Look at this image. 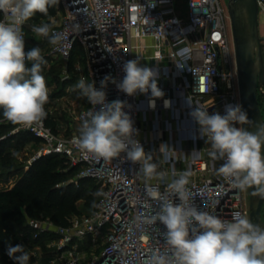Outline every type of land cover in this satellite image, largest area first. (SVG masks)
Here are the masks:
<instances>
[{"label":"built area","instance_id":"1","mask_svg":"<svg viewBox=\"0 0 264 264\" xmlns=\"http://www.w3.org/2000/svg\"><path fill=\"white\" fill-rule=\"evenodd\" d=\"M149 2L151 0H60L57 5L60 19L54 31L62 33L65 40L60 45H50L49 53L66 62L74 49L79 48L84 72L78 74V79L83 76L100 89L105 76L122 81L124 63L143 58L136 52L142 46L135 41L150 39L152 51L148 58L153 63L147 67L159 72L158 87L165 95L156 98L155 108H150V91L128 96L109 81L103 89L106 102L119 99L130 105L124 111L138 130L134 138L153 156V162L160 164L158 171L168 173V181L174 172L192 173L188 188L197 207L226 219H231L235 213L248 218L249 207L243 191L217 175L216 170L223 161H213L208 156L210 144H206V138H201L200 126L190 115L196 104L209 114L219 112L221 115L225 114L227 105L240 104L226 3L186 0L182 7L179 0H156L153 8L148 6ZM256 3L258 14L264 13V0H256ZM183 48L189 49L186 60L177 55ZM176 62L183 63L184 67L179 68ZM63 72L62 79L69 78L67 64ZM262 92L260 88L258 93L262 95ZM165 100L171 102L167 108ZM99 108L95 106V111ZM92 110L87 101L86 106L74 113L73 119L82 124ZM151 110L171 111L170 117H161L150 129L155 140L175 149L166 163H160L163 155L159 147L144 137L149 129L141 115ZM18 127L38 140L30 162L46 155H61L66 157L69 167L78 168L75 179L89 177L99 184V197L92 211L71 215L64 225L54 224L47 218L27 220L32 239L45 234L49 238L46 246L51 247L52 252L48 263L147 264L153 253L171 256L163 235L164 226L158 221L152 222L159 210V201L148 195L150 186L166 194V182L146 181L138 173L139 163L127 160L126 153L113 160L93 158L79 148V133L55 131L46 118L31 127ZM174 202L179 203L178 198ZM98 248V254H94Z\"/></svg>","mask_w":264,"mask_h":264},{"label":"clouds","instance_id":"2","mask_svg":"<svg viewBox=\"0 0 264 264\" xmlns=\"http://www.w3.org/2000/svg\"><path fill=\"white\" fill-rule=\"evenodd\" d=\"M59 3L60 0H0L3 13L0 19V109L4 119L14 125L31 127L42 123L48 115L45 105L49 102V87L42 74L47 60L40 47L25 51L23 26L37 13L43 14L48 22L32 25V33L46 38L52 46L62 44L65 37L54 31L56 20L48 15L49 8ZM148 6L156 7V0H151ZM188 53L189 49L183 48L177 55L186 60ZM176 64L184 67L183 63ZM123 72L125 75L120 82L105 76L100 89L83 76L73 85V90H79L80 96L93 108L79 128L78 146L95 159L113 160L126 153L127 160L139 163L138 173L146 181L166 182V194L150 186L148 195L159 201V210L152 222L158 221L164 226L163 235L171 256L153 253L147 264H264V227L253 224L240 213L226 219L197 207L188 188L192 173L174 172L168 181V173L158 171L160 164L153 162V156L134 138L138 130L124 111L130 105L119 99L106 102L103 89L109 81L128 96L150 91V108H155L156 98L165 95L158 87L159 72L141 66L138 59L124 63ZM170 103L165 100L164 106L167 108ZM97 105L99 111H95ZM190 115L200 126L201 138H206V144H210L208 156L213 161H223L216 170L217 175L240 191L252 188V195L264 198V122L256 125L255 132L246 130L243 125H252L253 121L239 103L227 105L223 115L209 114L196 104ZM159 152L163 155L160 163H166L175 149L161 144ZM170 197L178 198L179 203ZM6 253L15 264H28L30 260L21 244H9Z\"/></svg>","mask_w":264,"mask_h":264},{"label":"trees","instance_id":"3","mask_svg":"<svg viewBox=\"0 0 264 264\" xmlns=\"http://www.w3.org/2000/svg\"><path fill=\"white\" fill-rule=\"evenodd\" d=\"M54 13L55 7H50L48 15L51 16ZM40 16L45 20L47 18L43 14ZM23 31L27 52L26 24L23 26ZM49 46V43L45 45L46 50H49ZM72 61L73 56L71 55L68 60L69 71H71ZM28 67L31 66L28 65ZM60 67L59 61L52 65L55 70ZM42 74L44 75V71ZM73 74L72 72V77H74ZM66 80L61 78L60 81ZM259 96L261 94H258V101H260ZM262 100L264 101V98ZM0 119H3L0 121V127L8 123L3 117L2 109H0ZM46 122L55 131H58L55 118L47 115ZM70 132L71 130L65 134ZM17 135L28 138L35 148L37 147L38 140L24 130L1 138L0 167L14 166L10 152H1V147L16 140ZM77 172V167L68 166L66 157L57 154L46 155L30 162L11 185L0 188V264H15L6 253L9 244H21L25 249L38 245L44 249L45 244L40 240L41 238L32 239L30 237L31 231L27 224L29 218H47L54 224L64 225L71 215L80 214L76 206L78 199L90 201L86 213L93 210L94 203L99 197V184L89 177L75 179Z\"/></svg>","mask_w":264,"mask_h":264},{"label":"rangeland","instance_id":"4","mask_svg":"<svg viewBox=\"0 0 264 264\" xmlns=\"http://www.w3.org/2000/svg\"><path fill=\"white\" fill-rule=\"evenodd\" d=\"M227 0H221V3H226ZM179 3L183 7L186 3V0H179ZM57 6H55V20L58 19L60 14L57 12ZM46 22L45 18L40 16V13H37L34 17H32L27 23V51L31 50L33 47H40L42 50V55L47 60V64L42 66L44 71V76L47 81V85L49 87V102L46 104V110L49 117L55 118L56 120V128L61 133L69 132V130L79 133V128L81 127V123H78L73 119L74 113L79 112L87 102L86 98H83L79 94V90H73V85L78 81L77 73H74V77L68 78L66 81L61 82V78L64 76L63 65L60 69L55 70L52 68V65L56 61H61L58 58L53 57L49 50H46L45 45L48 43L46 38L36 37L34 33L31 31L32 25H39L41 22ZM258 29L259 35L262 40V58L264 64V13L258 14ZM150 51L149 47H146L144 50L145 54L148 55ZM73 60L74 64H78L81 68V71L84 72V62L81 58L82 52L79 48H75L73 51ZM31 66V64H28ZM72 72V71H71ZM259 94V93H258ZM263 96H259V102L262 114L264 116V101L262 100ZM20 131H23L18 127V125H14L11 122H8L0 127V139L4 138L9 134H17ZM2 151H9L11 157H13L14 166L13 167H0V188L11 185L15 179L20 175L21 171H23L28 164L30 163V159L32 155L35 153L36 148L32 141L26 137H22L20 135L16 136V140L10 142V144H5L1 147ZM249 190V189H248ZM247 191V190H246ZM246 191H243L245 193ZM90 205V201L87 199H78L76 201V206L79 209L80 214L86 213L88 211V206ZM46 219V218H39ZM261 226L264 227V206L262 209V220ZM44 243H48V236L45 234L41 237ZM84 248H86L84 246ZM99 249H95L93 251L94 254H98ZM29 253L31 264H39L42 261L47 262V255L52 252V248L45 246L44 249L40 252V250H35V248L25 249ZM40 255L45 256V259L40 260ZM88 256V254H87Z\"/></svg>","mask_w":264,"mask_h":264},{"label":"water","instance_id":"5","mask_svg":"<svg viewBox=\"0 0 264 264\" xmlns=\"http://www.w3.org/2000/svg\"><path fill=\"white\" fill-rule=\"evenodd\" d=\"M226 7L230 15V25L234 44L236 70L239 87L240 104L253 121L252 125L243 127L255 132L256 125L264 122V117L258 101V90L263 88L264 98V64L262 58V43L258 29V6L256 0H227ZM264 153V149H262ZM254 189H249V219L253 224L260 223V210L264 198L260 196L253 206ZM262 227V226H261Z\"/></svg>","mask_w":264,"mask_h":264},{"label":"crops","instance_id":"6","mask_svg":"<svg viewBox=\"0 0 264 264\" xmlns=\"http://www.w3.org/2000/svg\"><path fill=\"white\" fill-rule=\"evenodd\" d=\"M51 17H53L55 19V16L54 15H51ZM59 19H60V16L58 17V19L56 20V22H58ZM46 20H48V17L46 18ZM135 44H140L142 46V47L136 49V52L138 54L142 55V57H143V58L138 59L140 65L141 66H149V65H151L153 63V61L148 58L149 55L151 54V51H152V49L149 46L151 44V40L150 39H141V40L135 41ZM146 47H149L150 48V51H149V54L148 55H146L145 52H144V50L146 49ZM59 62L61 63V66H62L63 63H64V65L67 64V73L69 74V79L71 77L70 75H71L72 72L73 73H77V74H79L80 72H82L80 66L78 64L77 65L74 64V60L72 61V65H71V71L72 72L69 71L68 61H66L67 63L65 61H62V60L59 61ZM77 79H78V75H77ZM86 104H87V102H86ZM165 116L170 117L171 116V111H164V110L163 111H154V110H151V111H146V112L142 113V115H141L145 127L147 129H149L144 134V137H145L146 140L150 141L151 144L153 146H155V147H160V145L162 144V142H161V140H155L153 138V135H152L153 133H152V131L150 129L153 126H156L157 125V121H160V118L161 117H165ZM181 122L182 121H180L179 123H181ZM44 244L46 246V243H44ZM32 248H35V250L38 249V250H40V252L42 251L41 247L38 246V245H36V246H34ZM49 255H51V254H48L47 255V262L42 261L41 263L50 264V263H48V259L50 257ZM44 257L45 256L40 255V258H41L40 260L45 259Z\"/></svg>","mask_w":264,"mask_h":264},{"label":"flooded vegetation","instance_id":"7","mask_svg":"<svg viewBox=\"0 0 264 264\" xmlns=\"http://www.w3.org/2000/svg\"><path fill=\"white\" fill-rule=\"evenodd\" d=\"M261 50H262V49H261ZM249 194H250L249 190H247V191L244 193V200H245L246 204L248 205V207H249ZM258 197H259L258 195H256V196L254 197V200H253V206L256 205ZM263 206H264V204L262 205L261 210H260V223H261V220H262V209H263ZM249 212H250V209H249ZM248 218H249V215H248Z\"/></svg>","mask_w":264,"mask_h":264}]
</instances>
